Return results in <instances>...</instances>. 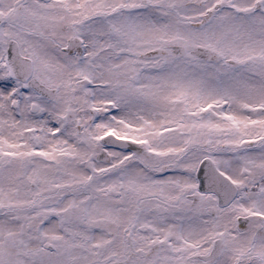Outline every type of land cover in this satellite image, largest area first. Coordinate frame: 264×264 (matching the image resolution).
Wrapping results in <instances>:
<instances>
[{
    "label": "snow or ice",
    "instance_id": "obj_1",
    "mask_svg": "<svg viewBox=\"0 0 264 264\" xmlns=\"http://www.w3.org/2000/svg\"><path fill=\"white\" fill-rule=\"evenodd\" d=\"M0 264H264V0H0Z\"/></svg>",
    "mask_w": 264,
    "mask_h": 264
}]
</instances>
